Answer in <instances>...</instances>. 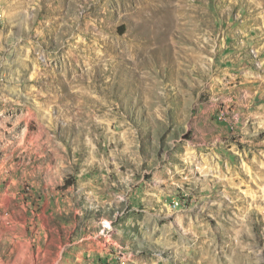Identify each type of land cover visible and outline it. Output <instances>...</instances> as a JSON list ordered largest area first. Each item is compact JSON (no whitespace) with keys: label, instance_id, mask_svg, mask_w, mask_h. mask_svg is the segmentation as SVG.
<instances>
[{"label":"rangeland","instance_id":"obj_1","mask_svg":"<svg viewBox=\"0 0 264 264\" xmlns=\"http://www.w3.org/2000/svg\"><path fill=\"white\" fill-rule=\"evenodd\" d=\"M263 110L264 0H0V264H264Z\"/></svg>","mask_w":264,"mask_h":264},{"label":"bare ground","instance_id":"obj_2","mask_svg":"<svg viewBox=\"0 0 264 264\" xmlns=\"http://www.w3.org/2000/svg\"><path fill=\"white\" fill-rule=\"evenodd\" d=\"M262 109V108H261ZM264 111V110H263Z\"/></svg>","mask_w":264,"mask_h":264}]
</instances>
